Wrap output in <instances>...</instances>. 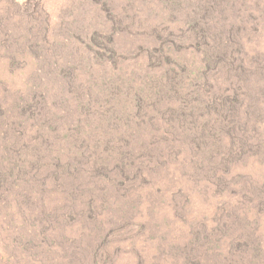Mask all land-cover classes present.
<instances>
[{
  "label": "rangeland",
  "instance_id": "rangeland-1",
  "mask_svg": "<svg viewBox=\"0 0 264 264\" xmlns=\"http://www.w3.org/2000/svg\"><path fill=\"white\" fill-rule=\"evenodd\" d=\"M0 264H264V0H0Z\"/></svg>",
  "mask_w": 264,
  "mask_h": 264
},
{
  "label": "trees",
  "instance_id": "trees-1",
  "mask_svg": "<svg viewBox=\"0 0 264 264\" xmlns=\"http://www.w3.org/2000/svg\"><path fill=\"white\" fill-rule=\"evenodd\" d=\"M204 34H205L206 38L209 40V39H210V36H209L207 33H205V32H204ZM215 55H216L215 52L209 54V55H208V56H209V59L212 60V61L217 60V59L215 58ZM223 55H226V52H224ZM217 61H218V60H217ZM181 114H182V113H181ZM182 119H183L182 122H186V121L189 119V118H188V114L186 115V118H182Z\"/></svg>",
  "mask_w": 264,
  "mask_h": 264
}]
</instances>
